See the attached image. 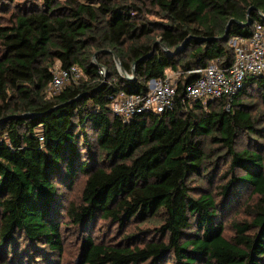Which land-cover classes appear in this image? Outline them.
I'll list each match as a JSON object with an SVG mask.
<instances>
[{
	"label": "trees",
	"instance_id": "trees-1",
	"mask_svg": "<svg viewBox=\"0 0 264 264\" xmlns=\"http://www.w3.org/2000/svg\"><path fill=\"white\" fill-rule=\"evenodd\" d=\"M256 24L264 0H0V264H60L72 232V264H264V117L244 101L264 108V74L229 110L184 97L190 71L229 66V42ZM56 63L81 76L52 96ZM167 70L180 73L171 109L111 113ZM98 221L119 240L95 241Z\"/></svg>",
	"mask_w": 264,
	"mask_h": 264
},
{
	"label": "built area",
	"instance_id": "built-area-1",
	"mask_svg": "<svg viewBox=\"0 0 264 264\" xmlns=\"http://www.w3.org/2000/svg\"><path fill=\"white\" fill-rule=\"evenodd\" d=\"M229 44L234 52L233 62L229 66L220 67L218 60H213L204 68L190 71L199 77L185 86V99L203 103L224 100L225 109L229 110L246 78L264 74V26L256 24L249 38H233ZM98 72L104 75L102 68ZM179 75V72L167 70L163 78L148 82L147 92L144 94L121 92L115 95L110 102L111 113L124 122L140 112L164 113L172 108ZM80 76V70L75 66L67 69L54 68L48 93L58 95L67 84H75ZM39 140L42 141V138Z\"/></svg>",
	"mask_w": 264,
	"mask_h": 264
},
{
	"label": "rangeland",
	"instance_id": "rangeland-1",
	"mask_svg": "<svg viewBox=\"0 0 264 264\" xmlns=\"http://www.w3.org/2000/svg\"><path fill=\"white\" fill-rule=\"evenodd\" d=\"M146 20L148 22L158 21V19L156 17L150 16V15H148L146 17ZM58 66L59 65L56 63V64H54L53 68H57ZM244 101L247 105H250L253 108H255L257 110V112H260L264 117V108L260 105V102H259L258 98L256 97V95H253V94L249 95L244 99ZM244 142H245V139H242L240 141V144L243 145ZM80 178L77 179V181L74 184V186L72 187V189L62 190L64 192L63 194H64V199H65L66 203H68L71 200H75L79 197L81 185L83 183L82 179H80ZM206 190L214 192L213 187H207ZM240 209H241V206L236 208L234 211L230 210V212H229L230 216L228 218H226V220H227L226 226L227 227L225 230V235L231 234L229 223L233 220H238V219L242 218V214H239ZM155 224H156V222L147 223V224L143 225V227H153ZM93 227L94 228H93V234L92 235L95 238V241H96V238H99L104 243H108V242L115 243L120 238V234L117 232L116 228L113 227L112 225L102 224L100 221H98V222H96V225ZM80 238H81V236L79 234L77 235L74 232L65 235L64 252L62 254V257L59 258L60 264H72L70 262L75 259L76 255L78 253V248H79L80 241H81Z\"/></svg>",
	"mask_w": 264,
	"mask_h": 264
},
{
	"label": "water",
	"instance_id": "water-1",
	"mask_svg": "<svg viewBox=\"0 0 264 264\" xmlns=\"http://www.w3.org/2000/svg\"><path fill=\"white\" fill-rule=\"evenodd\" d=\"M247 20H248V17H247ZM247 23H249V20L247 21ZM228 34H229V32H228V29L226 30V32H225V36H224V38L226 37V36H228ZM183 46H184V44H181L177 49H176V52H179L180 50H182L183 49ZM113 59H114V61H115V63H116V66H117V68H118V71H119V73L120 74H122V76L123 77H125L126 79H130V77H128V75L121 69V66H120V63H119V61H118V59L115 57V56H113ZM141 59H144V58H141ZM140 59V60H141ZM140 60H138V61H140ZM137 61V62H138ZM133 75V74H132ZM131 77H133V76H131Z\"/></svg>",
	"mask_w": 264,
	"mask_h": 264
}]
</instances>
